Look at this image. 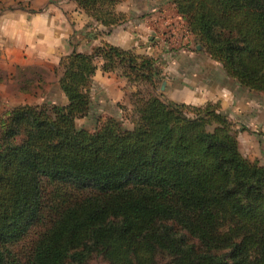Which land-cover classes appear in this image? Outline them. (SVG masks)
<instances>
[{
	"label": "trees",
	"instance_id": "obj_1",
	"mask_svg": "<svg viewBox=\"0 0 264 264\" xmlns=\"http://www.w3.org/2000/svg\"><path fill=\"white\" fill-rule=\"evenodd\" d=\"M120 24L123 0H72ZM230 76L264 93V0H169ZM105 72L154 88L158 59L104 43L59 64L66 105H24L0 118V264H264V164L241 152L218 105L152 94L124 129L78 128Z\"/></svg>",
	"mask_w": 264,
	"mask_h": 264
},
{
	"label": "crops",
	"instance_id": "obj_2",
	"mask_svg": "<svg viewBox=\"0 0 264 264\" xmlns=\"http://www.w3.org/2000/svg\"><path fill=\"white\" fill-rule=\"evenodd\" d=\"M18 3L26 7L24 11L3 12L4 6ZM120 4L117 10L125 13L126 18L120 24L104 26L72 0H0V22H12L0 28V48L4 47V37L16 43L7 46L0 55V89L7 86V79L12 85L17 76L18 62L23 60L19 55L24 54L21 48L26 41L33 45L25 53L28 54L27 64L47 61L55 66L74 50L92 54L99 46L110 43L159 59L164 72L173 75H170V85L181 89L186 87L188 103L203 105L208 101H220L223 107L230 103L237 107L242 103L241 83L228 74L221 62L197 45L172 2L140 0L123 9ZM181 44L184 48L178 49ZM97 63L91 86L98 99L96 105L99 110L117 108L116 104L126 98V93L135 91L136 86L121 72H105L102 59ZM3 74L5 83H1ZM15 87L18 91L17 82ZM4 95L2 93L1 98ZM171 99L179 100L173 95Z\"/></svg>",
	"mask_w": 264,
	"mask_h": 264
},
{
	"label": "rangeland",
	"instance_id": "obj_3",
	"mask_svg": "<svg viewBox=\"0 0 264 264\" xmlns=\"http://www.w3.org/2000/svg\"><path fill=\"white\" fill-rule=\"evenodd\" d=\"M140 0H123L120 4V9L126 8L131 3H136ZM26 7L18 3V5L4 6L3 12L16 11L22 12ZM33 12L35 10H32ZM89 16V15H88ZM90 17V16H89ZM11 21L0 22V28L2 26L11 25ZM180 34L182 32L180 31ZM183 36V35H182ZM3 48H0V55H2L7 46L10 47L16 45L11 42L9 38L4 37ZM197 43V42H196ZM20 45V44H18ZM202 47L201 44H197ZM29 42H25L22 45V51L24 54L19 55L23 58L18 62L19 70L17 76L13 78L12 85L9 84V79L6 80V87L0 89L2 93H5L4 98L0 95V118L5 119L7 113L19 106L32 105V106H46L51 105H66L68 98L62 91L59 84V65L55 66L50 62H43L38 64H27L28 54L27 49L32 47ZM184 46L178 45V49H183ZM159 62V59H158ZM10 64V63H8ZM163 77L157 83V87L154 88L148 82L139 81L133 83L136 86V90L132 93H126V98L120 100L116 106L111 107L108 110H99L97 107L98 99L96 94H93L91 89V110L90 113L84 117L77 118L76 124L78 128L88 129L95 131L102 117L108 116L115 117L119 120L124 129H132L135 127L138 120L136 113L137 105H141L143 101L147 100L153 93L161 96L162 99L172 100L171 96L177 97L178 103H187L195 106H204L208 102L218 105V108L229 116L233 122L234 129L239 139V146L242 154L252 162L264 164V93L249 90L242 85L241 97L242 103L237 107H232L231 103L223 107L220 101H208L203 105H196L186 102V87L176 88L170 85L171 74L165 73L164 69L158 63ZM115 73V72H112ZM171 75V76H170ZM15 82L18 83V91L15 87ZM5 83V75L2 76V82ZM93 83V82H92ZM240 83V82H239ZM5 96L7 99H5ZM181 100V101H180ZM174 101V100H173ZM1 128V126H0ZM88 264H109L103 256H93Z\"/></svg>",
	"mask_w": 264,
	"mask_h": 264
},
{
	"label": "water",
	"instance_id": "obj_4",
	"mask_svg": "<svg viewBox=\"0 0 264 264\" xmlns=\"http://www.w3.org/2000/svg\"><path fill=\"white\" fill-rule=\"evenodd\" d=\"M201 48V46H199Z\"/></svg>",
	"mask_w": 264,
	"mask_h": 264
}]
</instances>
